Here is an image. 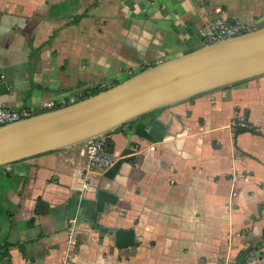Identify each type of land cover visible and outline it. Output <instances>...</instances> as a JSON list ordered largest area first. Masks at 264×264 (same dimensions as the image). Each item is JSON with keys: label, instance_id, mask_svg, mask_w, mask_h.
Returning a JSON list of instances; mask_svg holds the SVG:
<instances>
[{"label": "crops", "instance_id": "obj_1", "mask_svg": "<svg viewBox=\"0 0 264 264\" xmlns=\"http://www.w3.org/2000/svg\"><path fill=\"white\" fill-rule=\"evenodd\" d=\"M215 6L264 26V0H0V103L39 113L189 53L205 44L199 29ZM240 115L257 134L234 137ZM107 138L116 162L89 172L84 192V143L0 167V264H238L249 247L264 252V75ZM97 189L130 203L98 214L108 233L91 227ZM119 228L133 229V246L115 245Z\"/></svg>", "mask_w": 264, "mask_h": 264}, {"label": "water", "instance_id": "obj_2", "mask_svg": "<svg viewBox=\"0 0 264 264\" xmlns=\"http://www.w3.org/2000/svg\"><path fill=\"white\" fill-rule=\"evenodd\" d=\"M264 75V26L207 43L189 53L147 67L93 95L0 126V167L61 150L123 123L199 94ZM108 151L109 148L107 149ZM91 227L106 206L124 213L130 203L104 190L95 191ZM117 247L134 245L133 229L113 231Z\"/></svg>", "mask_w": 264, "mask_h": 264}, {"label": "built area", "instance_id": "obj_3", "mask_svg": "<svg viewBox=\"0 0 264 264\" xmlns=\"http://www.w3.org/2000/svg\"><path fill=\"white\" fill-rule=\"evenodd\" d=\"M214 16L206 19L199 29L200 36L207 41V43H214L220 40L231 38L242 33L253 30L252 25L239 19L228 21L223 17V8L221 6L214 7ZM101 87H105L102 84ZM63 102L46 101L40 104L42 109L52 110ZM36 114V110L32 107H21L19 109H12L5 104L0 103V126L12 123L21 119L30 117ZM231 126L235 129L237 127H248L249 124L243 115H240L231 122ZM84 164H83V185L81 192L87 191L90 188L88 173L94 171H104L110 168L116 162V156L108 151L106 143L102 136L89 139L84 142ZM77 218L71 216L67 220L66 227V242L68 250L74 248L76 244V229ZM67 263L65 260L64 264ZM239 264H264V252L257 248L249 249L243 261Z\"/></svg>", "mask_w": 264, "mask_h": 264}, {"label": "trees", "instance_id": "obj_4", "mask_svg": "<svg viewBox=\"0 0 264 264\" xmlns=\"http://www.w3.org/2000/svg\"><path fill=\"white\" fill-rule=\"evenodd\" d=\"M245 81H247V80H241V81H239V82H236V83H233V84H231V85H229V86H236V85H239V84H241V83H244ZM117 84V83H116ZM226 87V86H225ZM106 89V88H105ZM212 91V90H211ZM97 92H99V91H96V90H93V91H91V92H89V93H84V94H81L80 96H78V97H76L73 101H64L63 103H61V104H59V105H57L55 108H58V107H61V106H65V105H68V104H70V103H72V102H75V101H78V100H81V99H83V98H85V97H88V96H90V95H93V94H95V93H97ZM192 98H194V97H192ZM192 98H190V99H192ZM189 100V99H188ZM161 109V108H160ZM157 110H159V109H157ZM157 110H153V111H151V112H149V113H147V114H145V115H149L150 113H154V112H156ZM41 112H44V111H40L39 113H41ZM145 115H143V116H145ZM143 116H140V117H138V118H141V117H143ZM138 118H135V119H133V120H130V121H128V122H125V123H123L121 126H119V127H116L115 129H113V130H111V131H109V132H107V133H105V134H103L102 135V137H103V139H104V141H105V143H106V148H109L110 149V146L112 145V142L107 138V135H109L111 132H114V131H121V130H130L131 128H132V126H133V124H134V122L136 121V119H138ZM242 132H250V133H252V134H257L258 133V131L256 130V128L255 127H253V126H248V127H237V128H235L234 129V137H236V135L237 134H239V133H242ZM84 143V142H83ZM50 152H53V151H50ZM40 205H42V206H47L42 200H40V199H38L37 200V202H36V209H35V211H36V213H43V212H45L46 211V209H39V206ZM48 208V207H47ZM48 210V209H47ZM8 247H9V245H4L3 247H2V249H3V254L5 255L6 253H7V249H8ZM251 248H254V247H249L248 249H246V251L244 252L245 254H246V252L249 250V249H251ZM0 252H1V247H0ZM245 254H244V257H245ZM7 255V254H6ZM244 257H243V259H244ZM243 261V260H242ZM241 261V262H242ZM240 263V262H239ZM238 263V264H239Z\"/></svg>", "mask_w": 264, "mask_h": 264}]
</instances>
